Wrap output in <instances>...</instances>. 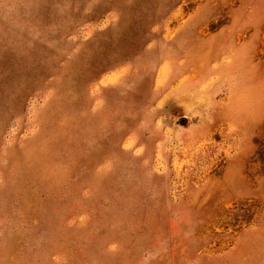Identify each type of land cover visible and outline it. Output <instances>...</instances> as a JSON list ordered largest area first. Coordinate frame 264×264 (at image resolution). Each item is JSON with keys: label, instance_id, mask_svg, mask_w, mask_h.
<instances>
[{"label": "rangeland", "instance_id": "374dc122", "mask_svg": "<svg viewBox=\"0 0 264 264\" xmlns=\"http://www.w3.org/2000/svg\"><path fill=\"white\" fill-rule=\"evenodd\" d=\"M0 264H264V0H0Z\"/></svg>", "mask_w": 264, "mask_h": 264}]
</instances>
